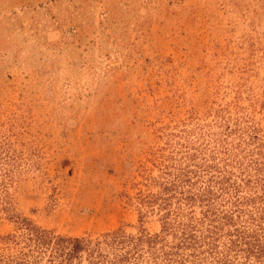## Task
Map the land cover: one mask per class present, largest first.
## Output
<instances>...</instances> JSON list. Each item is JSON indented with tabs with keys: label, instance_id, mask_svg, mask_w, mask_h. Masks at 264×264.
Here are the masks:
<instances>
[{
	"label": "rangeland",
	"instance_id": "obj_1",
	"mask_svg": "<svg viewBox=\"0 0 264 264\" xmlns=\"http://www.w3.org/2000/svg\"><path fill=\"white\" fill-rule=\"evenodd\" d=\"M215 228L264 264V0H0V264Z\"/></svg>",
	"mask_w": 264,
	"mask_h": 264
},
{
	"label": "trees",
	"instance_id": "obj_2",
	"mask_svg": "<svg viewBox=\"0 0 264 264\" xmlns=\"http://www.w3.org/2000/svg\"><path fill=\"white\" fill-rule=\"evenodd\" d=\"M214 230H209L207 235L201 237L193 232H185L186 229H184L182 235L176 237L177 242L173 243L166 241L161 234L135 238L113 233L108 234L104 241L96 244L83 238H57L54 245L69 262L79 254L87 252L93 260H96L95 264H203L207 260V258H201L204 255L218 259L215 264H233L224 252L218 251L217 228ZM39 240L45 242V236L41 235ZM236 243L231 241L232 245H237ZM104 245L113 250V257L104 252ZM205 246L208 250H202ZM190 250L192 252L187 254ZM144 254L149 257L147 262H145Z\"/></svg>",
	"mask_w": 264,
	"mask_h": 264
}]
</instances>
